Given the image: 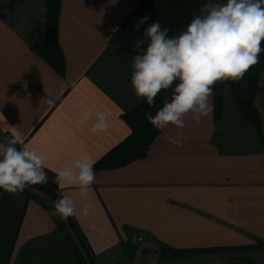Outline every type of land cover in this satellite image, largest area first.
<instances>
[{
    "label": "crops",
    "instance_id": "1",
    "mask_svg": "<svg viewBox=\"0 0 264 264\" xmlns=\"http://www.w3.org/2000/svg\"><path fill=\"white\" fill-rule=\"evenodd\" d=\"M140 2L62 0L60 72L32 48L45 25V0H0V129L8 140L19 131L44 153L55 181V170L81 150L96 162L131 133L125 114L145 98L131 85L135 55L110 38ZM45 90L54 105L46 103ZM255 104L261 130L226 87L218 122L215 106L199 123L187 114L185 127L160 130L144 157L93 170L85 198L74 186L58 185L60 196L76 201L82 257L35 197L0 189V264H133L138 248L127 247L129 229L147 235L148 249L181 252L168 257L174 263L264 253V69ZM84 106L106 114V133L92 134V122L77 126ZM180 131L190 137L182 147L165 139ZM84 203L92 209L87 217L79 215Z\"/></svg>",
    "mask_w": 264,
    "mask_h": 264
},
{
    "label": "clouds",
    "instance_id": "2",
    "mask_svg": "<svg viewBox=\"0 0 264 264\" xmlns=\"http://www.w3.org/2000/svg\"><path fill=\"white\" fill-rule=\"evenodd\" d=\"M150 18L140 19L134 30ZM170 29L155 21L144 29L142 38L134 42L137 55L131 67V85L137 98H145L149 107H155V98L162 90L175 87L171 99H165L155 115L146 113L147 121L157 130L169 125L177 129L185 127L184 117L199 123L213 112L210 102L213 86L220 81H241L245 74L259 63L264 48V0H209L201 14L195 16L186 30L178 36H169ZM45 93L46 103L54 105L56 98ZM91 123L89 131L94 135L106 133L110 127L103 111L93 114L91 108L82 107L77 126ZM16 131L13 139L0 142V189L17 195L26 188L47 184V156L22 140ZM165 139L176 147L190 137L182 131ZM17 144L20 147H17ZM95 160L81 150L63 167L55 170L56 183L61 187L74 186L77 194L85 198L95 183ZM53 203L52 216L67 223L77 215L76 201L70 194L61 195ZM91 205L84 203L79 211L89 216ZM71 229L69 228V231Z\"/></svg>",
    "mask_w": 264,
    "mask_h": 264
},
{
    "label": "trees",
    "instance_id": "3",
    "mask_svg": "<svg viewBox=\"0 0 264 264\" xmlns=\"http://www.w3.org/2000/svg\"><path fill=\"white\" fill-rule=\"evenodd\" d=\"M61 2L62 0H45V25L33 41L32 48L56 69L64 72L65 56L58 38ZM208 2L209 0H141L138 6L113 33L110 42L137 55L134 49V42L136 39L143 37L144 29L148 25L159 21L162 28L167 27L170 29L169 36H178L186 30L187 25L195 16L201 14L202 7ZM221 2H224V0H221ZM144 16H148L150 19L147 24L141 25L140 32L135 31L134 27L136 23ZM262 48H264V42H262ZM263 69L264 51L259 55V63L253 66L241 81H220L213 86L216 122L219 121L222 115L223 91L226 87H229L233 99L243 115L261 130V115L255 104V96ZM175 83H178V81L174 82L172 88L162 90L157 95L155 107H149L144 99L134 110L125 114L126 120L132 129L131 133L97 160L93 166V170L122 166L131 160L144 157L147 154L152 140L160 130L154 128L147 121L146 113L155 115L157 110L163 106V101L171 99ZM24 192L29 196L35 197L50 212L54 210L52 202L60 198L58 184L50 176H48L47 184L33 185L26 188ZM37 192L45 196L43 197ZM53 217L75 252L79 257H82L80 251L83 246V238L75 220L69 217L67 223H64L58 216ZM69 228L71 229L70 231ZM130 245L132 246L131 243H128L127 247ZM260 246H264V243L260 244ZM132 248L134 249L135 246L133 245ZM161 253L164 256H172L181 252L165 249Z\"/></svg>",
    "mask_w": 264,
    "mask_h": 264
},
{
    "label": "rangeland",
    "instance_id": "4",
    "mask_svg": "<svg viewBox=\"0 0 264 264\" xmlns=\"http://www.w3.org/2000/svg\"><path fill=\"white\" fill-rule=\"evenodd\" d=\"M231 90V89H230ZM149 246V245H148ZM150 248V247H149ZM153 253H157L158 256H157V261L155 264H184L182 261L181 262H178V263H174L173 260H169L168 257L170 255H163L161 252L163 249H156V248H151V249H148L147 248V252L151 251ZM180 253H178L177 255H179ZM136 257L134 259V262H132L133 264H140L141 262V258L143 256V249L139 248L137 249V252H136ZM175 256V255H174ZM200 261H209V262H215L217 264H264V253H260V254H257L256 256H249V257H244V258H230V259H227L225 261H213V260H206V259H196L194 262H192V264H195L197 262H200Z\"/></svg>",
    "mask_w": 264,
    "mask_h": 264
},
{
    "label": "built area",
    "instance_id": "5",
    "mask_svg": "<svg viewBox=\"0 0 264 264\" xmlns=\"http://www.w3.org/2000/svg\"><path fill=\"white\" fill-rule=\"evenodd\" d=\"M8 138L6 134L0 129V142L7 141ZM128 241L135 245L138 249H143V256L141 258L140 264H155L157 261L158 254L153 253L152 250L147 252L148 248V239L147 235L144 232L135 230V229H129L128 232ZM195 264H217L215 262H209V261H200Z\"/></svg>",
    "mask_w": 264,
    "mask_h": 264
}]
</instances>
